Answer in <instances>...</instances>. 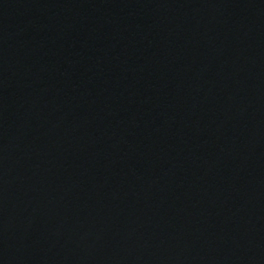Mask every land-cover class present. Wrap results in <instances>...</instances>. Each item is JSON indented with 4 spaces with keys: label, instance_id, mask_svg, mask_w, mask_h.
Returning a JSON list of instances; mask_svg holds the SVG:
<instances>
[{
    "label": "water",
    "instance_id": "obj_1",
    "mask_svg": "<svg viewBox=\"0 0 264 264\" xmlns=\"http://www.w3.org/2000/svg\"><path fill=\"white\" fill-rule=\"evenodd\" d=\"M0 264H264V0H0Z\"/></svg>",
    "mask_w": 264,
    "mask_h": 264
}]
</instances>
